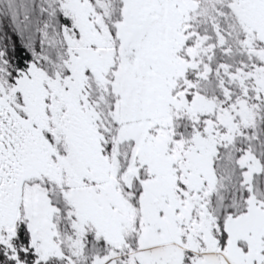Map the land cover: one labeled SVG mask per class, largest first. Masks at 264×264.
<instances>
[{"label":"snow or ice","instance_id":"obj_1","mask_svg":"<svg viewBox=\"0 0 264 264\" xmlns=\"http://www.w3.org/2000/svg\"><path fill=\"white\" fill-rule=\"evenodd\" d=\"M0 264H264V0H0Z\"/></svg>","mask_w":264,"mask_h":264}]
</instances>
